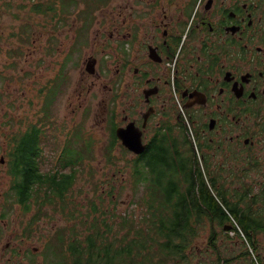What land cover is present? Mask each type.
I'll use <instances>...</instances> for the list:
<instances>
[{"label":"flooded vegetation","instance_id":"obj_1","mask_svg":"<svg viewBox=\"0 0 264 264\" xmlns=\"http://www.w3.org/2000/svg\"><path fill=\"white\" fill-rule=\"evenodd\" d=\"M120 5L117 15L111 14L108 30L120 52L121 77L117 92L110 90L116 94L107 116L115 133L123 128L126 145L119 143L133 164L154 166L160 181L190 183L206 178L220 184L264 158V0H123ZM81 27L82 22L75 26L59 74L67 72L81 48ZM48 39V48L58 40ZM91 59H96L95 73L88 70ZM97 63L90 56L85 73L97 74ZM53 79L52 86L47 80L39 90L43 108L44 103L46 108L52 106L59 92L52 93L57 81ZM120 97L121 110L115 113ZM23 132H14L9 149L0 143V262L4 264H17L21 255L29 262L36 258L24 247L26 238H18L23 230L19 234L11 226L17 205H22L17 202L10 164L12 157H21ZM132 136L141 141L140 154L128 147ZM38 147L36 157L44 166L48 156L43 140ZM60 148L53 158L59 166L66 146Z\"/></svg>","mask_w":264,"mask_h":264},{"label":"rangeland","instance_id":"obj_2","mask_svg":"<svg viewBox=\"0 0 264 264\" xmlns=\"http://www.w3.org/2000/svg\"><path fill=\"white\" fill-rule=\"evenodd\" d=\"M109 2L117 4L107 7L104 0H0V143L9 149L14 132H26L32 126L41 124L44 134L40 133V140L41 143L43 140L48 156V162L42 169L53 171L61 168L53 161L58 150L62 149L60 147H65L70 139L73 146L69 148L74 145L81 146L83 142L79 141L77 134L82 133L89 141L92 140L91 150L95 158L88 157L83 166L78 165L80 172L74 185L75 200L86 206L90 198H95L103 192H114L119 213L135 211L136 216L141 217L143 208L137 205L138 197L144 191L142 187H136L135 190L131 156L127 152L123 155L121 143H118L119 146L114 151L115 156L117 155L114 163L109 161L107 156L111 139L108 108L109 103L112 106L117 92L116 85L121 77L117 74V69L120 68V52L116 50L115 41L111 40L108 29L111 14L116 11L114 14L117 15L123 0ZM62 19H65L64 23H61ZM118 20L120 22V17ZM81 22V48L68 63L67 72L64 70L59 74L64 57L66 63L69 56L65 53L71 46L75 26ZM49 36L58 39L52 42L50 48ZM56 46H61V50ZM92 55L98 59L97 74L94 76L85 73L87 60ZM43 56L46 63H42ZM53 78L57 81L52 93L60 92L61 88L63 91L56 94L52 106L46 108L44 103L43 108L41 99H44L39 90L41 91L48 82L52 86ZM47 80L49 81L45 84ZM112 88L116 92H111ZM119 88L118 96L121 95V86ZM114 110L115 113L120 112L121 97ZM116 118L120 120L119 116ZM243 166L245 165L241 168ZM243 169L242 175L227 176L230 181L228 185L234 180L244 178L247 183L253 182L255 191H258L260 183L264 182V158L259 157L256 164L245 166ZM94 184L99 186L100 192L94 190ZM187 185L180 184L182 191L186 190ZM159 193L164 194L163 187ZM96 200L97 204L102 203L100 199ZM160 200L166 201L164 195ZM105 204H110L109 196H106ZM45 209L53 215L52 218L43 219L33 226L31 234H25V227L31 222L33 212L25 213L20 205H17L11 226L17 228L19 234L23 230V236L18 238H26L24 247L36 255L32 262L21 255L17 264H47L45 248L49 237L57 227L65 225L66 222L53 213L51 206ZM202 224L204 228L199 230L192 248L187 252L190 255L188 264H258L255 259L264 260L263 234L258 235L256 239L258 250L251 251V256H242V250L246 248L243 236L230 232L231 228L224 232V228L218 223L205 221ZM212 229L217 233L215 247L210 239ZM35 248L37 252L34 251ZM220 258L222 261L216 263ZM231 258H234V261ZM169 263L174 264V261ZM0 264H4V260Z\"/></svg>","mask_w":264,"mask_h":264},{"label":"trees","instance_id":"obj_3","mask_svg":"<svg viewBox=\"0 0 264 264\" xmlns=\"http://www.w3.org/2000/svg\"><path fill=\"white\" fill-rule=\"evenodd\" d=\"M115 130L116 126L111 125L107 156L112 163L119 146ZM41 132V127L32 126L22 135L18 150L21 157H12L10 165L17 202L25 213L33 212L25 233L31 234L35 224L52 218L45 209L48 206L66 222L49 237L45 248L47 264H170L171 260L174 264H188L187 252L205 221L218 223L224 232L231 227L230 232L243 236L246 248L242 256H251V251L258 250L257 236L264 235V182L255 191L254 183H247L244 178L234 180L230 186L229 180L218 184L202 178L200 182L184 183L188 185L182 191L180 182L158 180L154 166L132 162L135 190L142 187L144 191L137 205L143 208L141 217H137L135 211L119 213L114 192H103L82 206L75 200L74 185L80 172L78 165L83 166L88 157L95 158L92 140L82 133L77 134L83 146L69 148L73 146L70 139L61 168L45 171L36 157ZM123 152L125 155L124 149ZM68 168L70 171H66ZM161 186L165 202L160 200ZM94 190L100 192L97 184ZM106 196L110 197L108 206ZM97 198L102 203L97 204ZM216 236L212 229L210 239L214 247ZM221 261L220 258L216 263ZM254 261L264 264L263 259Z\"/></svg>","mask_w":264,"mask_h":264},{"label":"water","instance_id":"obj_4","mask_svg":"<svg viewBox=\"0 0 264 264\" xmlns=\"http://www.w3.org/2000/svg\"><path fill=\"white\" fill-rule=\"evenodd\" d=\"M95 65H96V59H91L89 61V63H88V70L91 73H95ZM91 66H94V69H91ZM116 135H117L118 139L121 142H124V144L126 145L125 140H124V132H123V128L122 127H119L117 129ZM128 147H129V149L131 151H133L136 154H140L142 152L141 141H140V139L138 137L132 136L131 139H130V142L128 144ZM229 228H231V227H229Z\"/></svg>","mask_w":264,"mask_h":264}]
</instances>
